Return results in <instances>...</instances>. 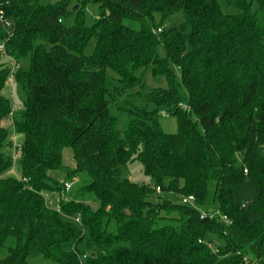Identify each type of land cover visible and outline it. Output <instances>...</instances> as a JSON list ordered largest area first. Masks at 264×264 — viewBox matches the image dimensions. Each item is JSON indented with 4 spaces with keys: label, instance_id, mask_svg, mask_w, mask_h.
<instances>
[{
    "label": "trees",
    "instance_id": "obj_1",
    "mask_svg": "<svg viewBox=\"0 0 264 264\" xmlns=\"http://www.w3.org/2000/svg\"><path fill=\"white\" fill-rule=\"evenodd\" d=\"M226 1L239 14L217 0H77L68 27L71 0H0L11 23L0 22V44L17 63L30 58L15 74L26 94L13 121L23 137L17 179L3 151L13 108L0 52V264H264V0ZM90 3L101 15L87 26ZM177 14L183 22L165 29ZM149 75L165 85L150 87ZM162 112L177 119V134L162 131ZM133 160L150 185L122 176ZM75 179L70 200L51 209L45 195ZM163 192L194 205L174 206Z\"/></svg>",
    "mask_w": 264,
    "mask_h": 264
},
{
    "label": "rangeland",
    "instance_id": "obj_2",
    "mask_svg": "<svg viewBox=\"0 0 264 264\" xmlns=\"http://www.w3.org/2000/svg\"><path fill=\"white\" fill-rule=\"evenodd\" d=\"M60 0H54V2H58ZM218 4L220 6L221 11L225 15H237L239 14V11L237 9L231 8L226 0H217ZM79 7V3L77 0H71L69 10L72 12V14L66 19L65 24L68 27H72L75 24V18H76V13L74 12L76 8ZM257 9V5H254L253 11ZM84 18L87 26H92L94 24V19L98 18L101 15V8L98 3H90L86 6L84 9ZM158 20V19H157ZM158 22V21H157ZM183 22V15L182 14H177L173 17H171L164 25L165 29H169L175 26H178L180 23ZM95 47H96V40L95 38H92L85 50L84 54L85 56H92L95 52ZM159 52L161 56H165V53L162 48L159 49ZM9 61V60H8ZM19 68L22 71H28L30 69V58H26L22 61L19 62ZM174 69L176 75H177V80L179 82V93L181 96V100L183 103V106L187 105V99L188 95L186 92V89L184 88L182 82H181V75L180 71L172 66ZM107 74L110 77H113L114 73L110 70L107 69ZM147 83L150 87H159V86H164V82H158L155 81L151 75L147 76ZM3 94L8 97L11 100L12 103V108H13V116L11 119L6 120L2 123V126L5 127L6 132H7V138L12 140V146L11 147H5L4 148V153L6 156L10 157L13 161L12 169L11 172L9 173L13 178L20 179L21 178V165L18 160V146L22 144L23 142V137L20 135H15L14 129H13V121L14 120H20L22 113L24 112V102H26V94L22 88V86L15 82L14 83H9L7 85L6 90L3 92ZM194 121H196V116L192 115L191 116ZM128 117L124 116L119 119V129L121 131L125 130L128 124ZM159 125L162 129V131L165 134L173 135L177 134L178 132V124H177V119L175 117H171L168 115H162L160 116L159 119ZM62 162L63 166L66 169L73 170L76 167L75 160H74V154L71 148H64L62 150ZM122 176L124 178H127L131 180L132 182L139 184L141 186H147L151 184L150 179L145 175L144 173V168L140 161L138 160H133L130 164L127 166H124L121 168ZM57 179L63 183L65 181V175L60 174V173H55ZM79 187V181L78 180H73L72 181V187L70 190L66 191L65 193L63 192L62 194H56V193H48L45 195L46 201L48 206L51 209H58L60 206V203H64L70 200L71 196L74 194V192L77 190ZM161 197L163 200L167 201L168 203L174 205V206H180L183 205V196L181 194H177L174 192H163L161 193ZM153 200L156 201L158 200V196L154 195ZM93 208H98L99 204L98 202H91L90 203ZM213 239L212 241L213 246L215 247L216 244H220L221 242L218 241L216 238L211 237ZM7 252L3 251L0 253V258L6 257ZM83 264H86L83 261Z\"/></svg>",
    "mask_w": 264,
    "mask_h": 264
},
{
    "label": "built area",
    "instance_id": "obj_3",
    "mask_svg": "<svg viewBox=\"0 0 264 264\" xmlns=\"http://www.w3.org/2000/svg\"><path fill=\"white\" fill-rule=\"evenodd\" d=\"M0 22L5 26V28H9L11 26V23L8 20L5 19L3 11H0ZM0 52H2L4 57L9 60V66L11 68V73H10V77H9V80H8V84L9 83L10 84L14 83L16 71L19 69V63H17L14 59H11L7 55L6 47H5L4 44H0ZM161 114L162 115H167L165 112H162ZM71 187H72V184L65 183L66 191H68ZM157 192L160 193V189H158ZM194 202H195V198L193 196H184L183 197V202L182 203L185 206H193ZM202 216L203 217H210L211 219H213V218L219 216V212L218 211H213L211 213L203 212ZM223 220L227 221V218L224 217ZM76 222L79 223V219H76Z\"/></svg>",
    "mask_w": 264,
    "mask_h": 264
}]
</instances>
